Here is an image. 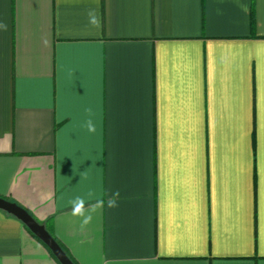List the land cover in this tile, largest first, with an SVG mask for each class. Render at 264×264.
<instances>
[{
    "label": "crops",
    "instance_id": "1",
    "mask_svg": "<svg viewBox=\"0 0 264 264\" xmlns=\"http://www.w3.org/2000/svg\"><path fill=\"white\" fill-rule=\"evenodd\" d=\"M0 25V197L76 264H264V0H0ZM89 190L118 206L81 230ZM0 264L59 263L0 209Z\"/></svg>",
    "mask_w": 264,
    "mask_h": 264
},
{
    "label": "clouds",
    "instance_id": "2",
    "mask_svg": "<svg viewBox=\"0 0 264 264\" xmlns=\"http://www.w3.org/2000/svg\"><path fill=\"white\" fill-rule=\"evenodd\" d=\"M88 15V23L92 27L99 29L101 26V20L96 10L90 9L87 13ZM0 27H5L0 25ZM86 113H88L89 118L85 119L82 122V127L85 128L89 133H94L96 131L95 124L91 117V110L86 109ZM119 192H114L108 199L105 201L103 196H97V194L89 190L83 195L76 194L69 196L67 198L66 207L71 208V214L76 217L81 218L80 229L84 230L92 221L93 213H95L98 209H102L105 206V203L108 208H115L118 206V198ZM94 201V202H93Z\"/></svg>",
    "mask_w": 264,
    "mask_h": 264
},
{
    "label": "water",
    "instance_id": "3",
    "mask_svg": "<svg viewBox=\"0 0 264 264\" xmlns=\"http://www.w3.org/2000/svg\"><path fill=\"white\" fill-rule=\"evenodd\" d=\"M0 209L18 218L52 252L60 264H75L45 225L37 221L25 208L15 202L0 197Z\"/></svg>",
    "mask_w": 264,
    "mask_h": 264
},
{
    "label": "trees",
    "instance_id": "4",
    "mask_svg": "<svg viewBox=\"0 0 264 264\" xmlns=\"http://www.w3.org/2000/svg\"><path fill=\"white\" fill-rule=\"evenodd\" d=\"M250 22L251 24L254 23V18L253 15L251 14L250 17ZM26 227V226H25ZM27 228V227H26ZM28 229V228H27ZM29 230V229H28ZM30 231V230H29ZM31 232V231H30ZM32 233V232H31ZM33 234V233H32ZM33 236H35L33 234ZM36 237V236H35ZM54 237V236H53ZM55 238V237H54ZM36 239H38L41 243H43L38 237H36ZM55 240L59 243V245L63 248V250L67 253V255L70 257V259L76 264L75 260L69 255V253L66 251V249L64 248V246L55 238ZM44 244V243H43ZM45 245V244H44ZM46 246V245H45ZM47 247V246H46ZM47 249L49 250V248L47 247ZM50 254L55 258V256L52 254V252L49 250ZM56 259V258H55ZM56 261L58 262V260L56 259ZM59 263V262H58ZM60 264V263H59Z\"/></svg>",
    "mask_w": 264,
    "mask_h": 264
}]
</instances>
